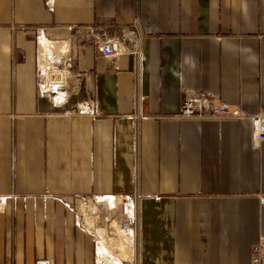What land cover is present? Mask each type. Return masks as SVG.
I'll list each match as a JSON object with an SVG mask.
<instances>
[{"label": "crops", "instance_id": "obj_1", "mask_svg": "<svg viewBox=\"0 0 264 264\" xmlns=\"http://www.w3.org/2000/svg\"><path fill=\"white\" fill-rule=\"evenodd\" d=\"M58 52L83 111L39 93ZM186 92L264 114V0H0V264H249L264 142L178 118ZM124 208L132 236L105 219Z\"/></svg>", "mask_w": 264, "mask_h": 264}, {"label": "built area", "instance_id": "obj_2", "mask_svg": "<svg viewBox=\"0 0 264 264\" xmlns=\"http://www.w3.org/2000/svg\"><path fill=\"white\" fill-rule=\"evenodd\" d=\"M101 53L106 57H116L121 54L122 50L118 42L116 41H105L100 46ZM51 68L48 72L45 70H38V90L40 95L47 98H51L54 101H58V93H55V88L61 82L59 79H55L54 74L56 70H61L66 67L70 70V59L62 60L59 57L55 58L51 64ZM58 81V83H56ZM178 118H198V119H245L249 121L252 131L254 133L255 141L258 143L264 142V114L256 115H243L239 110H233L228 107L225 103H215L212 97H208L203 93L197 92H186L184 93L177 114ZM261 203L264 204V198L260 199ZM122 206V205H121ZM114 219L118 223V226L123 230L124 234H130L132 236L136 223L132 214L127 209H121L119 211H110L105 219ZM34 264H54L53 260L43 258L38 259ZM97 264H109V263H97ZM114 264H132L126 261ZM249 264H264V238L252 247L251 257Z\"/></svg>", "mask_w": 264, "mask_h": 264}, {"label": "bare ground", "instance_id": "obj_3", "mask_svg": "<svg viewBox=\"0 0 264 264\" xmlns=\"http://www.w3.org/2000/svg\"><path fill=\"white\" fill-rule=\"evenodd\" d=\"M67 53L68 52H58L57 53V54H60V55H63V56H57V54L56 55H53V56L51 55L52 57L49 59V61H47L46 64L45 63L44 64L43 63H40V67L39 68H41V69H38V70H45V72H48L49 69L52 66L51 64L54 62V58L55 57H59L62 60H66L67 57H65V56H66ZM66 71H68L66 67H63L61 70H56V73L54 74V78H53L54 81H55V79H59V81L61 82V84H60V87L61 88H59V85H57L56 87H54L55 88V93H58V97L55 98V99L58 98V102L55 101L54 104L57 103V106L58 107H60L61 105H63L65 102H67V98H68L67 97V94L65 92H63V88H62V87H64L65 81H66L65 73H69V71L68 72H66ZM56 83H58V81H56ZM78 109H80L81 111H83L85 109V106H83L82 108H78ZM121 203H122V201L119 202V204H121ZM83 205H84V210L86 211L85 213L87 214V216L86 215L84 216V219L87 220V219L90 218L89 217V210L91 211V208L88 205H86L85 203ZM80 212L83 213V208H80ZM82 213H81V215H82ZM109 222H111L112 224L113 223H117L116 221H114V219H111V218L109 219ZM120 231L123 232V230H121V229H120ZM128 235H130V234H128ZM118 243H120V242H117L116 243L117 251L121 252L122 249H123L122 247H124V245H122V243H120V244H118Z\"/></svg>", "mask_w": 264, "mask_h": 264}, {"label": "rangeland", "instance_id": "obj_4", "mask_svg": "<svg viewBox=\"0 0 264 264\" xmlns=\"http://www.w3.org/2000/svg\"><path fill=\"white\" fill-rule=\"evenodd\" d=\"M57 56H63V55H60V54H57ZM65 57H67V55L65 56ZM66 72H68V71H66ZM71 76V73L69 74V73H65V78H66V81H65V85H64V87H62L63 88V92H65L66 94H67V102H65L63 105H61L60 107H58L57 106V103H55L54 104V100H52L50 97L48 98V104L53 108V110H55L56 112H76V111H79V109L77 108V104L78 103H76L77 102V97H71L72 96V94H74L75 92H76V90L75 89H73L75 86H73L72 87V85H70L71 83L69 82L68 83V79H69V77ZM58 102V101H57ZM75 203H77V202H75V201H73V204H75ZM84 203L83 202H81L80 203V205H79V210H78V213H80V215H81V213L82 212H80V208H83V213H82V215L80 216V219H82L83 220V218H84V216L86 215L87 216V214L85 213L86 211L84 210V205H83ZM87 220H89V219H87ZM83 222V221H82ZM118 231V230H117ZM117 233H119V232H117ZM116 234V233H115ZM116 237V236H115ZM116 238H118V242H120V243H122V245H124V241L126 242L127 241V239H125L126 237H122L120 234L116 237ZM120 243H118V244H120ZM123 249H122V256H125L126 254H127V252H126V247L124 246V247H122ZM124 249H126V250H124ZM130 250V249H129Z\"/></svg>", "mask_w": 264, "mask_h": 264}]
</instances>
